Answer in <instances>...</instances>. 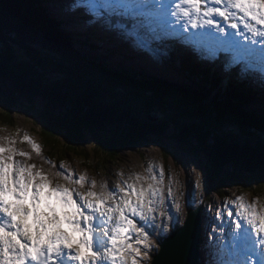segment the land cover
Masks as SVG:
<instances>
[{"label":"snow or ice","instance_id":"6c2138e0","mask_svg":"<svg viewBox=\"0 0 264 264\" xmlns=\"http://www.w3.org/2000/svg\"><path fill=\"white\" fill-rule=\"evenodd\" d=\"M70 10L82 13L83 27L95 29L101 45L109 39L119 50L143 57L156 79H168L166 65L178 50L206 65L226 54L220 65L225 76L257 85L264 94V0H72ZM63 55L54 46L36 52L38 59L56 62ZM105 58L113 71L137 70L122 62L119 51ZM22 142L40 155V146L27 135ZM16 156L29 158L27 152L0 145V264H155L145 225L158 228L164 238L178 222L180 209L173 200L177 215L168 210L171 178L166 185L162 167L149 164L144 175L122 179L117 190L101 184L95 191V180L88 184L83 174L75 178L71 170L61 172L63 163L54 176L67 186H54L49 175ZM201 185L198 179L196 188ZM227 206L225 201L217 209L214 221L224 219ZM231 207L234 211H227L225 222L213 224L209 234L217 254L223 234L237 257L230 264L253 259L264 264V205L257 211V200L246 203L238 196ZM209 264L224 261L210 259Z\"/></svg>","mask_w":264,"mask_h":264},{"label":"trees","instance_id":"16d2710c","mask_svg":"<svg viewBox=\"0 0 264 264\" xmlns=\"http://www.w3.org/2000/svg\"><path fill=\"white\" fill-rule=\"evenodd\" d=\"M48 1H43L45 7L42 8L40 0H0V53L4 45L20 50L23 48L21 44H24L28 46L26 52H31L39 61L32 60L34 65L30 66H18L10 58L4 60L0 56V77H7V73L11 72L9 69H18L23 76L31 79L32 87L41 91L44 100L51 101L39 104L20 97L22 95L17 93L18 90L0 85L1 121L10 124L15 110L23 108L37 117L39 126L36 125V128L47 149L83 156L88 153L84 149L89 140H93L98 153L109 159L118 158L122 152L138 149L150 142L164 148L167 140L163 141L159 136L128 134L134 125H142L144 132H170L187 140L188 144L180 143L182 146L188 145V150L193 149L203 156L205 181L209 186L214 184L215 188L218 185L225 188L243 184L253 190L252 187L258 184L259 190L264 191V117H255L257 112L254 110L250 117L245 116L246 93L234 95L237 109L221 95L209 99L213 90L206 94V85L179 87L178 90L174 89L175 86L171 90L164 86L161 90L156 84L147 85L152 79L144 81L145 75L138 74L139 71L116 72L108 64L103 67L88 58L94 55L93 51H85L89 39L83 36L84 42L81 39L69 41L54 17L53 21L44 17L45 21L54 22V25L40 23L41 11L46 15ZM35 43L39 44L37 49L32 48ZM72 43V49H67ZM41 46H54L64 53V57L59 62L40 60L36 52ZM103 60L106 61V58ZM38 67L49 68L52 73L46 74ZM208 79L211 84L217 82L212 77ZM56 103L60 107H54ZM128 115L131 119L136 116L141 122L129 124ZM106 124L108 127H104ZM210 138L237 144L242 150L256 151L260 154V161L251 164L252 161L237 153L231 159L232 167L230 164L220 165L217 163L220 154L208 141Z\"/></svg>","mask_w":264,"mask_h":264},{"label":"rangeland","instance_id":"374dc122","mask_svg":"<svg viewBox=\"0 0 264 264\" xmlns=\"http://www.w3.org/2000/svg\"><path fill=\"white\" fill-rule=\"evenodd\" d=\"M43 1L44 0H42L41 2H43ZM51 2H53V0H49L46 3V8L48 11L55 14L54 17H56L57 22L60 23L59 28H60L61 32L63 34H69L71 32H76L73 28V25H74L73 21L71 20V22H70L71 24L68 22V20H67V22H65V16H62L63 11H64V7L62 6V8H63V10H62V9H60V7H56L55 2L53 4H51ZM67 3L70 6L71 0H68ZM41 5L43 6L42 8L45 7L44 3H41ZM58 6H59V4H58ZM56 11L60 12L61 16L56 15ZM64 12L67 15H69L66 11H64ZM41 13H42L41 19H40L41 24L46 23L49 26L51 24L54 25L53 24L54 22L48 23L44 19V17H45L47 20L53 21L54 19L52 17H50L48 14H47L48 15V17H47L44 14V12H42V11H41ZM78 13L80 15H82L81 12H78ZM71 19H75V18L72 16ZM82 24L84 25V23H82ZM58 33H59V31H58ZM21 45L23 46V48L20 50L12 47L14 50L13 52L20 59L19 61H23L24 58L27 59V57H25L26 56L25 53L27 50L26 47H28V46H26L24 44H21ZM35 45L39 46V44H36V43H35ZM99 45L103 48V44L101 45L99 43ZM105 46H107V45H105ZM107 48H108V46H107ZM78 51L81 52L80 50H78ZM104 51H107V50H104ZM102 53H105V52H102ZM131 58H134V55L130 56L129 60L127 59L123 62L136 67V69H137L136 71L143 73L140 69H138V67H140L138 65V63ZM31 60L37 61V59L35 57H32ZM198 68H197L196 72L200 76L203 75V73ZM40 69H42V71L45 72L46 74L50 75L52 73L51 69H49V68L46 69V68L38 67L39 71H40ZM167 71H168V75L171 76V79H175V81H176L175 85L176 86L184 87V84L186 83L187 80H185L183 77H181L179 72L178 73L174 72L173 76H172L170 69H167ZM144 73L143 74L145 75L146 80L147 79L151 80V78L149 77L150 76L149 74L152 72H149V71L145 72L144 71ZM210 77L213 78L214 74L211 75ZM129 78L134 80L131 77H129ZM171 79H168V81ZM214 79L216 81H218L217 78H214ZM153 84H154L153 82H147V85H153ZM139 85H141V84H139ZM157 86L161 90H164V89H162V87L160 85H157ZM136 87H140V86H136ZM147 92H149V91H147ZM213 94L214 93H212L209 97L212 98ZM37 103L40 104V102H37ZM255 104H260V102L255 101ZM10 124H11L10 127H7V128L9 130L11 128H13V129L18 128L19 129L18 134L16 137L12 138L8 132L3 131L4 130L3 121L0 120V145L14 147L17 151L27 152L28 156H29V158L27 160L21 156L14 157V159L19 161L20 163H22V164H34L36 166V169H38L39 167H42L41 164L39 163L38 156H36L33 153L31 147L30 146L26 147L20 140H16L17 138H23L26 135V132H25V130H26L27 132H32L35 135L34 139L38 138L41 141V139L39 137V129L36 128V125L39 126L38 121H37V117L32 115L30 112L24 110L23 108H17L13 114L12 121L10 122ZM21 128H23V129H21ZM166 135L169 136V135H171V133L167 132ZM9 141H15V143L10 144ZM88 143H89V145L86 146L84 151L88 152L90 159L93 160V162H92L93 165L91 166L92 168H90V169L87 168L89 160L81 159L78 156H76L75 154H71V153L64 154L61 152L57 153L53 149H50L47 152L55 154L57 156H60V154H61L63 156V158L66 159V163H67V165L64 164V166L66 165L65 171L72 169L75 172L74 173L75 178H79V176L83 174L86 176V181L88 184H90L92 180H95L97 183V189H95V191H99V186L101 184L106 185L107 188L109 189V186L112 185L114 187V185L116 186L118 183H122V179L127 180L128 177L133 175V174L144 175L146 168L149 166V163L144 164L142 162V160L146 159L144 157L150 156L154 160V163H155L154 167H156V168L162 167L164 169V171H165V184L166 185L168 184L169 177L171 178V190L173 193L172 200H175L180 204L179 212H184V214L179 217L178 223H181L184 220L186 212L189 208L186 205V194L191 189H194V185H196L198 179L200 181H202V183H204V181H205V163L202 159L201 154L194 152L193 149L188 150L187 149L188 147H186L188 145L182 146L176 140H168L167 139V143L165 142V145H163L164 148L158 146V144H154V143L150 142L147 145L140 146L138 149L129 150V151L127 150L125 152H122L118 158L109 159L108 157L102 156L98 153L99 149H96V145H95L96 142L95 141L89 140ZM150 160H151V158H150ZM163 163L166 164L170 169L168 167H164ZM43 172H44V170H43ZM168 172H170V176L168 175ZM44 174H46V173L44 172ZM114 176H116V178ZM49 179L51 180V178H49ZM108 179H111V181H108ZM57 184H64L67 186V182L65 180H63L62 177L60 179L53 180V185L55 186ZM215 187L216 186L214 184H211L209 187L202 184L201 187L199 189H197V191L195 192L196 195H194V199L198 198L199 203H201V200L207 198L212 203L216 201L218 208H221L223 205H221L220 196H223V198H224V196H226L225 194L228 193V195L231 196L228 200H225V201H228L227 207L231 208V210L228 209V211H234V209L231 207V201H233L232 198H236L238 196H242L244 198V201H246V203H250L253 200H257V211H259L261 205H264V191L262 192V191H260L261 189L259 190L258 184L254 185V187H252L253 190L250 189V186L246 187L243 184L227 186L225 188H221L222 186H219V185L217 186V188H215ZM216 190H218L219 192H215ZM255 190L259 191L260 194H263V196L261 197L262 199L257 197ZM167 204H168V210L169 211L173 210L175 212V214L177 215L176 209H175L172 201H167ZM203 205H204V207H208L209 203L203 202ZM195 206H199V205L197 204ZM210 206H211V210L208 209V211H207L208 212V219H209V230H208V232H206V237L208 239L207 242H213V241L209 240V234L212 232L213 224H221V220H219V222H217L216 220L215 221L213 220V218L216 216L217 210L214 207V205H210ZM225 217H226V211H225ZM161 219L162 218L159 216V214H157L156 223L159 224ZM226 219H227V217H226ZM167 223L169 225H171L170 220H168ZM171 228L172 227H169V229L167 230L166 233H168L171 230ZM135 236H136V233H134L133 237L135 238ZM156 241H157V239H154V242H155L154 243L155 246L153 248L154 250L156 248H159V244H157ZM205 243H206V239H205ZM221 243H222L223 247H226L225 242H221ZM150 247H153V246L150 245ZM209 247H210L209 244L205 245L203 247L204 251H202V253H204V254L207 253L210 250V249H208ZM219 255H221V254L219 253ZM142 264H150V260H143Z\"/></svg>","mask_w":264,"mask_h":264},{"label":"water","instance_id":"95a60500","mask_svg":"<svg viewBox=\"0 0 264 264\" xmlns=\"http://www.w3.org/2000/svg\"><path fill=\"white\" fill-rule=\"evenodd\" d=\"M4 48L6 49V51H4ZM13 51H14L13 48H11L8 45L7 46L4 45L0 53V56H3L4 60H7L8 58H10V61H12L13 63H17L18 66L22 64H26L28 66L34 65L31 60V58L34 57V55H32L31 52L25 53L26 55L25 57H27V59L24 58L23 61H19L20 59L16 56V54ZM9 70L11 72L7 73L6 75L7 77L2 76L3 79L0 77L1 86H3L4 88L10 87L11 89L13 88L14 90H18L17 93L22 95L20 97H24L29 100L31 99L30 101L41 102V103L43 102L51 103L50 100L43 99L44 97L40 93L41 92L40 90H35L34 87H32L30 78L23 76V73L19 72L18 69L13 68V70L12 69H9ZM36 91L37 93L35 94ZM54 107H60V105L56 103ZM134 117H135L134 119L133 118L131 119V116L129 115L126 117L129 124L133 122H138L139 124L141 122L139 119H137L136 116ZM148 120L150 122L152 121L151 118H148ZM142 121L144 122V120ZM104 127H108L107 124ZM141 129L142 131H140ZM120 130L121 129H119V131ZM123 132L125 133V131ZM127 133L130 135L138 134L141 136L144 133H147L146 137L155 135L157 137L159 136L163 138V141H166L168 139V140H176L177 142L181 144H185V143L188 144L187 140L184 141L182 137L180 136L176 137L172 133L171 135L167 136L166 135L167 132L163 134H160V133L157 134V133L148 132V131L144 132L142 125L141 127L134 125L133 128L129 129ZM208 141L211 144H213V147L215 148V150L220 154V158L217 162L220 165H223V164L231 165L232 164L231 159L237 153L240 154V156H244V158L252 161L251 164H256L254 162L260 161V157H259L260 154L256 151L242 150L238 147L237 144L223 141L222 139L210 138ZM211 141L214 143H212ZM222 144L225 147H223ZM209 159H212V158H209ZM199 229H200L199 212L189 211L184 227L181 230L178 229V231L175 233L173 232L168 238H166L161 243L160 250L157 252V254L153 256L155 259V264H198L197 254H198V246L200 243ZM150 264H152V261Z\"/></svg>","mask_w":264,"mask_h":264},{"label":"bare ground","instance_id":"6f19581e","mask_svg":"<svg viewBox=\"0 0 264 264\" xmlns=\"http://www.w3.org/2000/svg\"><path fill=\"white\" fill-rule=\"evenodd\" d=\"M60 1L61 0H53V2H51V4H53L55 2L56 7H60V9H62V10H63L62 6L64 7V11H66L69 14V15H67L63 11V15L62 16H65V22H67V20H68V22L70 23L71 20H72L73 21V24H74L73 25L74 30H76V29L81 28L82 26H84L82 24L83 23L82 20H84V22H85V17L83 15H80L79 13L77 15L74 14V13H72L73 11L70 10L71 9V5L69 6L68 3H67L68 0H64L62 3H60ZM71 3H72V0H71ZM58 4H59V6H58ZM77 12H79V11H77ZM45 13H46V15L48 14L50 17H54L55 16L54 13H52V12H50L48 10H45ZM56 15H60L61 16L60 12H57V11H56ZM72 16L75 19H71ZM94 33H96V30L94 31ZM80 36H81V34H79V33L71 32V33H69L67 35V39L69 41H72V40L73 41H77V39H80ZM4 41H5V39H4ZM65 41L63 40V42H65ZM99 43H100V41H96L94 43L92 42V43L89 44V45H92L91 48L89 47V45H88V47H85V51H93V53H94L93 56L88 57L85 53H84V55L86 57L90 58V59L96 60L97 62L101 63L103 67H105V65L107 64V62L103 60V58L105 56L103 55L102 52L109 51V52L115 53V52L118 51V49H117V46L114 44V42L111 41V40H109V39L108 40L104 39V41H103V48L99 45ZM67 44L69 45V43H67ZM73 45L74 44L72 43L69 47H67V49H72L71 47ZM105 45H107L108 48ZM104 50H107V51H104ZM174 54L177 55V57H175L174 61H177L178 62V60H179V62H181V66L182 67H180V69H179L180 73L181 74L184 73L186 75L187 81L184 84V88H189V86H192V85H196V87L202 86V85H206L207 87L204 89L205 93L207 94V92L208 91L210 92V90H213V92H210L209 96L212 93H214L213 94V97L212 98L209 97V99H213V98H215V96L221 95L223 98H227V100H229L238 109V107L236 105V100L233 97H234L235 94H238V95L243 94V87L234 78V76L233 77H227V76H225V74L221 71V67L219 69V72H215L214 69H210L209 70L210 71V76L214 74L213 80H215L214 78H217L219 82L218 81L217 82H213V80H212L213 83L211 84V83H209L210 80L208 79V83H207L206 74L202 71V69H201L200 66H199L200 67L199 70L203 73L204 76L202 77V76H200L196 72L197 71V65L192 62V60H191V56L192 55L191 54H189L187 52H184V51H181V50H178ZM131 56H132V54H131ZM220 58H222V56ZM131 59L135 60L138 63V65L140 66V67H138V69H140L143 73H144V71L145 72H147V71L152 72L153 67L150 66V65H148L142 59V57L134 55V58H131ZM189 67H191V71L187 70ZM205 72H207V71H205ZM143 73H139L138 72V74H143ZM149 75H150L149 77L152 79L151 82H153L156 85H160L162 87V89H164V86H167L169 90H171V87H173V86H175L174 89H176V90L180 89L179 86H176L175 85V83H176L175 79H171V76H169V75H168V79H171L169 81H168V79H166V80L165 79H162V80L161 79H156V78L153 77L152 73H150ZM128 76H130V75H128ZM125 78H128V77L125 76ZM247 92H249V90ZM150 94H153V93L150 92ZM253 100H255L257 102H260L261 104H264V101L262 99L258 98V97L252 98V101L249 100V99L245 100L246 102L244 103V106H243V110L245 112H247V114L245 116H248L249 115V117H250V115L253 114L252 111L255 108V106L253 105ZM254 116L255 117H264V114L262 112H257L256 115L254 114ZM49 165H50V163H45V162L43 163V166H45L46 168H48ZM52 168H53V165H52ZM58 168H59V166L56 167V170ZM67 171H69V170H67ZM225 195L226 196H224V200L221 201V205H223V206L225 205V200H228L231 197L230 195H228V193H226ZM235 199L236 198H232L233 201ZM206 201L209 203V205H214V207L216 208V210L218 208L216 201L212 203L207 198L201 200V203L195 202V204H198L199 203L200 208L202 209V212L204 214V217L206 218L205 227L203 225H201V227L199 229L200 232L203 230V233H204V234H202L203 236L206 235V232H208V230H209V219H208V212H207L208 209H209V206L208 207H204V205H203V202H206ZM228 209L231 210L230 207H227L226 208V212L228 211ZM179 216H180V212L178 213V218H179ZM225 220H226L225 218L222 219L221 220V223L223 224ZM216 221L219 222V220H216ZM148 228H151V227H148ZM205 239H206V243L210 245V247L208 248V249H210V254L207 257L208 260L209 259H217V258H219V257L222 256V253H229V254L233 255L232 252H228V250H227V252H222V247L221 246H220V250H219V252L217 254V249L213 247L214 242H207V238H205ZM221 241H228V240H226L221 235ZM201 246L202 245L199 244L197 256H198V259H199L200 264H203V259H204L203 258V255L205 256V254H202V256L200 255ZM219 253L221 255H219ZM231 261L232 260H225L224 261V264H230ZM206 262H208V261H206Z\"/></svg>","mask_w":264,"mask_h":264}]
</instances>
